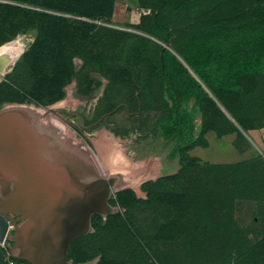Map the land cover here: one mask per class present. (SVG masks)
<instances>
[{
	"label": "rangeland",
	"instance_id": "374dc122",
	"mask_svg": "<svg viewBox=\"0 0 264 264\" xmlns=\"http://www.w3.org/2000/svg\"><path fill=\"white\" fill-rule=\"evenodd\" d=\"M160 1L0 0V49L14 53L0 77V111L32 107L24 120L51 137L45 147L75 142L90 162L93 174L79 179L98 198L64 241L67 255L85 237L65 264H264V71L249 77L242 66L215 95L186 66L213 104L203 99L180 137L167 138L153 125L166 115L161 48L174 52L163 29L162 39L150 34ZM142 37L149 41L135 58ZM245 54L254 52L241 53L243 64ZM5 162L0 195L12 193ZM12 236L0 244V264Z\"/></svg>",
	"mask_w": 264,
	"mask_h": 264
},
{
	"label": "trees",
	"instance_id": "16d2710c",
	"mask_svg": "<svg viewBox=\"0 0 264 264\" xmlns=\"http://www.w3.org/2000/svg\"><path fill=\"white\" fill-rule=\"evenodd\" d=\"M154 21L150 34L162 39L163 29V40L174 50L161 48L159 62L163 85L160 100L166 115H158L153 124L154 128L161 126L159 131L167 138L180 137L183 126L191 124L203 99L213 104L188 68L214 94L226 90L232 79L239 76L242 66L250 65L245 73L249 77L264 71V0H161ZM148 41L142 37L134 47L135 58L144 55V45ZM246 50L254 54L251 59L245 54L243 64L241 53ZM202 70H209V75ZM223 108L228 110L225 105ZM200 115L206 116L203 111ZM180 147L187 149L192 143L182 141ZM84 238H77L70 244L68 259L72 246Z\"/></svg>",
	"mask_w": 264,
	"mask_h": 264
},
{
	"label": "water",
	"instance_id": "95a60500",
	"mask_svg": "<svg viewBox=\"0 0 264 264\" xmlns=\"http://www.w3.org/2000/svg\"><path fill=\"white\" fill-rule=\"evenodd\" d=\"M1 111L5 115H0V158L6 160L4 166L13 182L12 193L0 195V243L13 231L10 251L15 258L29 264H65L68 242L63 245L64 241L81 232L88 210L98 198L97 186L79 179L83 173L93 174L90 162L78 157L77 149L73 163L59 152L55 156L60 157L59 163L38 159V150L49 154L56 141L65 150L69 145L52 138L45 147L43 138L51 137L38 133L36 123ZM71 166H76V172H71Z\"/></svg>",
	"mask_w": 264,
	"mask_h": 264
},
{
	"label": "bare ground",
	"instance_id": "6f19581e",
	"mask_svg": "<svg viewBox=\"0 0 264 264\" xmlns=\"http://www.w3.org/2000/svg\"><path fill=\"white\" fill-rule=\"evenodd\" d=\"M7 47H2L0 49V71L3 72V69L6 66H10L12 63V56L14 55L13 51H6ZM11 53V54H9ZM4 73V72H3ZM2 73V74H3ZM4 111L6 113H17L22 116H28V114H31L34 112L32 107H29L27 105H8L5 106ZM44 125V124H43ZM60 140V139H59ZM75 149L76 146L70 143L69 147L65 150L63 146H61L59 141H56V143L51 147V151L49 154L46 152V150H38L39 155L37 156L38 159L44 160L46 162H50L54 160V157L57 156L58 152L59 154H63V156L67 155L68 159L66 160L68 163H73L75 161Z\"/></svg>",
	"mask_w": 264,
	"mask_h": 264
},
{
	"label": "built area",
	"instance_id": "2783aa9c",
	"mask_svg": "<svg viewBox=\"0 0 264 264\" xmlns=\"http://www.w3.org/2000/svg\"><path fill=\"white\" fill-rule=\"evenodd\" d=\"M9 235V234H8ZM8 235L4 238V240L0 244H4L8 239ZM4 264H29L28 262H24L23 260L17 259L12 255V252L7 249L4 255Z\"/></svg>",
	"mask_w": 264,
	"mask_h": 264
},
{
	"label": "crops",
	"instance_id": "0c3cea01",
	"mask_svg": "<svg viewBox=\"0 0 264 264\" xmlns=\"http://www.w3.org/2000/svg\"><path fill=\"white\" fill-rule=\"evenodd\" d=\"M9 68V65L8 66H6L4 69H3V72L5 73L6 72V70ZM3 72H1L0 71V77L4 74ZM3 73V74H2ZM8 106V105H7ZM252 132V131H251ZM251 132H250V134H251ZM264 132V131H263ZM251 136H254V135H252L251 134ZM70 143H72L73 145H75L76 146V144H75V142H70ZM157 159L155 158L154 159V164H155V166H154V171H155V173H156V175H158L159 173H162V171H163V163H161V161H159V162H157L156 161ZM76 166H74V167H72L71 166V172H76ZM75 170V171H74Z\"/></svg>",
	"mask_w": 264,
	"mask_h": 264
},
{
	"label": "flooded vegetation",
	"instance_id": "af4514ba",
	"mask_svg": "<svg viewBox=\"0 0 264 264\" xmlns=\"http://www.w3.org/2000/svg\"><path fill=\"white\" fill-rule=\"evenodd\" d=\"M47 111H48V110H47ZM47 111H46V112H47ZM72 114H74V113H72ZM32 122H34V120H32Z\"/></svg>",
	"mask_w": 264,
	"mask_h": 264
}]
</instances>
